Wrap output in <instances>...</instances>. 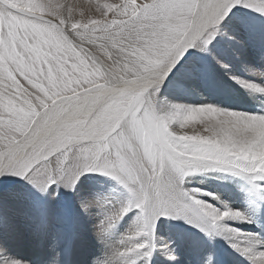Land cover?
<instances>
[{
	"label": "snow or ice",
	"instance_id": "6c2138e0",
	"mask_svg": "<svg viewBox=\"0 0 264 264\" xmlns=\"http://www.w3.org/2000/svg\"><path fill=\"white\" fill-rule=\"evenodd\" d=\"M36 6L42 15L19 12L0 0V174L25 179L35 174L46 188L57 182L47 165L55 159L60 167L71 158L76 179L90 173L111 177L129 199L101 221L102 233L133 208L145 226L162 215L187 214L212 225L227 217L244 219L177 191L168 177L182 178L208 164L243 175L253 187L264 182V114L174 106L158 115L154 98L166 75L187 59V50L207 52L217 36L234 41L219 30L233 11L264 17V5L114 0L90 5L97 15L81 12L79 18L74 5L37 0ZM188 75L202 72L192 66ZM191 123H200L206 134L180 131ZM145 234L141 227L128 239ZM146 247L134 242L118 256L129 264L147 256ZM255 260L264 264V252Z\"/></svg>",
	"mask_w": 264,
	"mask_h": 264
},
{
	"label": "rangeland",
	"instance_id": "374dc122",
	"mask_svg": "<svg viewBox=\"0 0 264 264\" xmlns=\"http://www.w3.org/2000/svg\"><path fill=\"white\" fill-rule=\"evenodd\" d=\"M22 1L25 8L16 6L14 0H3L8 7L15 8L19 12L34 16L43 14V10L36 6L37 0ZM254 1L248 0V6L251 5L249 7L258 9L257 3H254ZM53 2L74 5V16L79 18L81 12L84 13L85 17L97 15L95 8L90 7V5L112 3L114 0H53ZM255 13V11L243 9L235 10L219 25V30L221 29V32L233 36L234 41H228L217 36L213 44L209 45L207 52H190V49L188 50L190 56H187L188 58L183 60L176 69L169 72L172 75L169 79L164 80L165 86H162L155 96L158 99L156 105L159 106L156 107L161 115L170 113L174 106H214L220 110L236 111L244 114H264V93L243 86V84H250L264 89V17ZM109 16H111V13H109ZM2 23L3 20L0 19V24ZM21 26L23 27V24ZM77 26L73 25V27ZM2 45L3 41L0 40V46ZM200 54L202 55L200 56ZM192 66L199 68L202 75L195 78L189 77L188 69ZM180 131L189 135L206 134L200 123H191ZM51 164H48L47 171L53 176H57L56 184L53 183L44 189L35 174L32 175L31 179L27 178L23 182L14 181L8 184L10 189L11 187L14 189L10 192H17L19 195L15 199L21 203V206L19 205L21 209L16 210L17 212L10 209H0V264H103L101 253L103 238L106 233L100 232L101 221L128 202L129 193L127 189L111 177L101 174L92 173V175L90 173L81 175L79 179H76L75 172L72 171L74 168L71 159L67 163L71 166L67 164L60 166L63 171L59 170L58 175L53 171L54 167ZM60 167L59 169H61ZM199 168L201 167L195 169ZM65 170L67 174L64 172ZM69 172L71 173L69 174ZM204 172L195 174H199V180L204 181V184L215 186L218 189V182L210 180L212 174L207 171ZM63 174H66V176ZM195 177L197 175L193 176L194 179ZM60 178L63 180L60 181ZM168 178L176 189V179L170 178V176ZM199 180L197 181L199 182ZM73 181L75 182L73 183ZM261 183L263 188V182H255V184ZM59 184L60 186H66L62 188ZM68 185L72 186V191H70ZM222 185L224 186L225 183H222ZM226 185H228L225 190L227 197L232 200V203L239 204L246 210L241 211L243 217L248 214V211L252 213L254 208L250 206L252 202L249 204L250 191L244 188L241 189V193L238 188H234L229 184ZM63 190L66 191V194ZM60 194H63V197ZM67 194L71 196H68V198L66 197ZM13 196L15 195L3 196V200L11 202ZM246 200L249 202L247 203ZM68 201L72 202L70 204L72 206L74 202L77 210L68 205ZM97 201L101 202L103 207L96 206ZM185 202L182 198L181 203ZM85 205H88V207L85 208ZM206 205L211 206V203ZM253 205L256 206V203ZM135 211V208L131 209L122 218V221L127 220L124 225L128 224L127 226H129L134 222ZM260 211L264 212L263 204L259 206L256 214L260 215ZM188 217H177L178 219H175L176 217L173 218L171 215L160 216L156 225L157 231L161 235L167 236L168 241H170V235H174L173 240L178 243L180 241V231L175 230L173 227L182 224L180 229H183L186 225L183 221L189 223ZM158 218L156 219L158 220ZM251 221L253 226L261 228L262 222L260 219ZM116 223L118 222L113 223L112 227H116ZM191 223H196V221ZM259 223L260 225H257ZM110 230L112 229L110 228L108 231ZM210 232L200 230L194 233L198 235L196 236L197 243L206 250L204 252L206 258H209L210 254L213 256L219 253L217 242L215 243L213 239L220 236L216 231ZM113 237L115 238L114 234L110 236L111 239H114ZM177 238L179 241H177ZM133 261L134 259H131L129 264H134Z\"/></svg>",
	"mask_w": 264,
	"mask_h": 264
},
{
	"label": "bare ground",
	"instance_id": "6f19581e",
	"mask_svg": "<svg viewBox=\"0 0 264 264\" xmlns=\"http://www.w3.org/2000/svg\"><path fill=\"white\" fill-rule=\"evenodd\" d=\"M254 3H257V7L259 8L261 5H264V0H255ZM14 4L18 7H20V6L24 7L22 0H14ZM249 6H251V5H249ZM0 19H2V18H0ZM247 25H249V24H247ZM220 31H221V29H220ZM189 51L190 52L191 51L199 52L198 50H195V48H193L192 50L190 49ZM185 55L190 56V53L188 52V50H187ZM201 55L202 54H200V56ZM171 75H172V73L167 74L166 79H164V80L169 79ZM162 86H165L164 81L160 85L159 89H161ZM157 100L158 99L154 98V110L156 111V113L158 115H161V112H159L157 110L158 109L157 107H159L156 105ZM160 102H161V100H160ZM160 108H161V106H160ZM190 130H191V128H190ZM52 164L54 167L53 171L56 173V175H58V172H59V170H62V167H60L61 169H59V167H57L58 162L55 159L52 161ZM52 164H51V166H52ZM67 165L71 166V164H67ZM47 166H49V165H47ZM198 167H201V168H199L197 170L193 169L191 172H189V174L183 176L182 178H178V177L176 178V176L174 174L169 175L170 178L176 179L175 180L176 181V189H178L179 192L181 191L182 193H187L188 196H191L193 199H197V200L204 202L206 204L211 203L210 207L214 208L218 213H223L225 211H229V212H239L241 214V211H246V210L243 209L241 205L236 204V203H232V200L227 197L228 196L227 194H225V190L228 188V185H226V184H229L234 188H238V191H240L241 193H242L241 189L245 188V189H248L251 193L250 197H249V199H250L249 204H251V202H252V204L250 205L254 208L252 213L248 211V214L243 217L244 218L243 220L232 218V217H227L224 220L217 222V224H215V225H212L209 221H207L206 218L198 220V219H192L191 217H188V222L190 224L183 221V223H186V225L183 229H180V226L182 224L173 227L175 230L180 231V241L181 242L177 238V241H179V242L175 243V241L173 240L174 235H172V236L170 235V238H169L170 241H168V239L166 238L167 236H165L163 234L161 235L160 233H158L156 225L159 222V218H158V220L155 219V220L149 221V223L145 226V225H143L137 221V217H138V215H140V213L138 210H136L134 212L135 218H134V220H133L134 222L132 224H129V226H127L128 224L124 225L127 222V220L122 221V219H121L118 221V223H116L117 224L116 227L115 226L111 227L112 230L107 231V233L104 234L106 239H105V237L103 238L104 242L102 245L103 249H102V253H101L103 264H123L124 262H123V260H121L119 258L118 253L125 250L126 248L130 247L132 245V243H134V242L146 243L147 247H146V249H144V251L148 253L147 256L140 255V256L133 257L132 259H134V261H133L134 264H259V262L257 260H255V256L261 252H264V212L260 211V215H259V214H256V211L258 210L260 205L263 204V206H264V187L262 188V186H263L262 183L261 184H255V187H253L252 185L250 186L249 181L243 175H237L233 172L225 171V170H223L221 168H217V167H212L208 164H202ZM52 168H50V169H52ZM63 169H64V167H63ZM73 170L74 169H72V171ZM202 171H205V172L207 171L209 174H212V175H210L211 176L210 180H214V181L218 182V189L212 185L208 186V185L204 184V181L202 182L201 180H199V174H195V173L202 172ZM64 172H66V170ZM70 173L71 172H69V174ZM66 174H67V172H66ZM66 174H63V175L66 176ZM196 175H197V177H195V179H194L193 176H196ZM60 176H62V175H60ZM65 176H63V177L65 178ZM191 176H192V178H191ZM31 177H32V175L28 176L27 178L31 179ZM72 177H74V176H72ZM56 178H57V176H56ZM62 178H60V181ZM208 179H209V177H208ZM23 180H25V178H21V177L16 176V175L0 174V192H1V194H0V209L1 208L2 209H10L13 211L21 209L19 207V205L21 206V203L17 199H15L19 195L17 194V192H15V193L10 192V191H14V189L12 187L10 189L8 184L11 182H14V181L23 182ZM197 180H199V182ZM58 182H59V179H58ZM16 183H18V182H16ZM65 183H67V182L65 181ZM222 183H225V185L223 186ZM62 184H63V182H62ZM202 184H204V185H202ZM59 186H60V184H59ZM64 186H66V185H64ZM64 186H62V188ZM68 186L70 187V185H68ZM34 187H36V186H34ZM71 187H70L71 190L68 188L70 191H72ZM37 188H40V187H37ZM56 188H58V187H56ZM73 188H75V187H73ZM63 192H64V190H63ZM64 193L66 194V191ZM10 194L15 195L12 197V201L11 202L10 201H4L3 196H7V195L9 196ZM68 196L69 195L67 194L66 197H68ZM61 197H63V194L61 195ZM35 198H36V196H35ZM248 202L249 201H247V203ZM68 203L67 204L70 205L72 202L68 201ZM254 203H256V206L253 205ZM74 205L75 204L73 202V206L72 205H70V206L75 208L76 205L75 206ZM241 215L243 216V214H241ZM185 216H187V214H185ZM185 216H180V217H185ZM167 217H169V216H167ZM175 219H178V218L176 217ZM249 219H250V222H249ZM259 219L262 222L261 228L257 227V226H253L252 225L253 223H251L252 222L251 220L257 221ZM192 221H196V223H191ZM257 225H260V223ZM141 227H143V231L146 234L139 237L137 241L129 240L128 237L132 236L136 231L140 230ZM63 230H65V229H63ZM166 230H165V232H166ZM200 230L208 232V233H209V231H211V232L216 231L218 233V235L220 237L217 236L215 239H213L215 241V243L217 242L216 243L217 249L219 251L218 254H214L213 256H212V254H210L211 256L209 258H206V256H205L206 253L204 254V252L206 250L197 243L196 236H198V235L194 234L195 232H198ZM113 234L115 235V238L113 237L114 239H111L112 237L110 238V236ZM68 237H69V235H68ZM66 238H67V236H66ZM62 241H61V243H62ZM233 244L236 245V248H234L232 246ZM213 247H215V246H213ZM215 249H216V247H215ZM242 249H248V252L245 253L242 251ZM169 257H175V259H169Z\"/></svg>",
	"mask_w": 264,
	"mask_h": 264
}]
</instances>
